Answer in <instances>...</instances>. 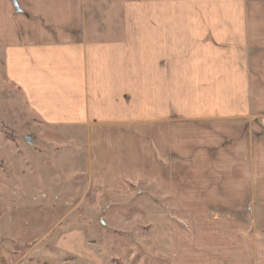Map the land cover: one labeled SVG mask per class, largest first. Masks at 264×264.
<instances>
[{
    "label": "crops",
    "instance_id": "obj_1",
    "mask_svg": "<svg viewBox=\"0 0 264 264\" xmlns=\"http://www.w3.org/2000/svg\"><path fill=\"white\" fill-rule=\"evenodd\" d=\"M14 1L3 79L47 129L89 135L94 186L154 185L151 242L174 264H264V0ZM72 210L14 212L0 253L113 264L112 219Z\"/></svg>",
    "mask_w": 264,
    "mask_h": 264
},
{
    "label": "rangeland",
    "instance_id": "obj_2",
    "mask_svg": "<svg viewBox=\"0 0 264 264\" xmlns=\"http://www.w3.org/2000/svg\"><path fill=\"white\" fill-rule=\"evenodd\" d=\"M107 4L108 0H101L102 6ZM119 8V4L114 8L116 17ZM2 65L0 59V221H10L14 212L64 205L73 209L74 217L112 219V226L105 228L115 250L113 264H174L151 242L148 219L153 214L144 209L153 211L157 203L162 205L154 185L138 176L118 193L109 192L106 185L95 187L87 175L89 135L47 129L38 123L21 92L3 79ZM3 248L2 264H24L25 252L19 244Z\"/></svg>",
    "mask_w": 264,
    "mask_h": 264
},
{
    "label": "water",
    "instance_id": "obj_3",
    "mask_svg": "<svg viewBox=\"0 0 264 264\" xmlns=\"http://www.w3.org/2000/svg\"><path fill=\"white\" fill-rule=\"evenodd\" d=\"M14 6L16 8V11L19 12L20 11V8H19V5H18V2L17 1H14Z\"/></svg>",
    "mask_w": 264,
    "mask_h": 264
},
{
    "label": "built area",
    "instance_id": "obj_4",
    "mask_svg": "<svg viewBox=\"0 0 264 264\" xmlns=\"http://www.w3.org/2000/svg\"><path fill=\"white\" fill-rule=\"evenodd\" d=\"M261 124H262V126L264 128V118L261 119Z\"/></svg>",
    "mask_w": 264,
    "mask_h": 264
}]
</instances>
